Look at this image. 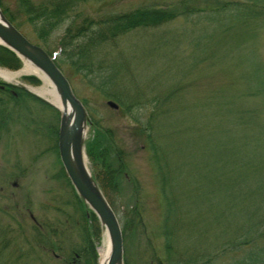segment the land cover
Here are the masks:
<instances>
[{
  "label": "rangeland",
  "instance_id": "374dc122",
  "mask_svg": "<svg viewBox=\"0 0 264 264\" xmlns=\"http://www.w3.org/2000/svg\"><path fill=\"white\" fill-rule=\"evenodd\" d=\"M0 1L3 4L0 9L5 17L13 14L21 24L20 30L42 46L35 28L21 11L19 1ZM34 1L46 3L49 0ZM178 1L87 0L80 3L73 15L51 33L49 49L60 51L61 38L75 17L80 22L85 16L98 18L107 13ZM194 5L206 7L200 0ZM5 9L8 11L6 14ZM207 14H210L209 9L192 13L189 17H177L160 27L137 29L121 36L107 56L108 60L118 62L116 65L119 66L121 79L118 85H112L104 92L98 87L100 82L109 83L107 72L103 70L104 64L102 70L86 77V71L76 70L70 59L58 62L87 111L85 150L86 141L100 139L101 143L96 141V149L105 152V159L111 163L110 168L117 175L116 187H108L106 191L102 189V192L113 204L121 226L127 227L126 246L123 236L124 264L157 261L156 254H161L164 242L161 233L165 210L163 196L151 157L152 151L145 135L139 130V126L153 112L155 97L174 91L176 99L182 95L184 102L190 103V106L199 104L207 113L202 120L201 115L196 114L200 122L205 121V117L210 118V123L216 120L210 114L221 117L220 103L229 107H253L258 109L257 121L252 127H245L248 128L246 133L250 137L264 131V96L244 95L249 85L254 86V83H247L245 76H250L249 72L258 64L264 65V29L256 39L248 38L247 42L243 40L238 44L237 40L231 41V38L227 41L231 32L224 31L218 20L206 19ZM58 56H61L60 53ZM108 60L105 61L109 63ZM23 67L24 62L18 69H8L18 71ZM32 75L23 74L21 84L42 86L41 79L36 84L26 78ZM0 81L4 82L1 78ZM112 89L125 93L128 102L139 99L140 104L126 111L117 99L110 96ZM164 96L158 101L160 104ZM109 100L118 103L119 108L109 105ZM60 120L61 111L39 99L27 96L23 102L16 103L8 94L0 92V264H14L16 256L29 248L27 259L30 264H83L82 253L77 250L82 246L83 227L80 226L84 220H81L74 203L76 189L60 156ZM93 122L114 133L112 144L106 134L94 129ZM85 152L94 177L93 173L100 165L93 163L87 150ZM262 160V157L259 158V161ZM122 163L123 169L120 168ZM260 173L264 174V165ZM255 178L263 182V177ZM132 179L138 182V191L134 189ZM103 231L104 226L100 221V225L96 224L99 236L94 242L98 253L97 264ZM233 233L226 235L232 236ZM211 236V241L216 237H219V242L224 240L221 229L214 230ZM57 239L62 244L60 249L56 247ZM52 246L55 249H51ZM199 247L201 245L196 248ZM239 253L228 251L219 258L221 263L217 264H226ZM24 260L22 258L17 264Z\"/></svg>",
  "mask_w": 264,
  "mask_h": 264
},
{
  "label": "trees",
  "instance_id": "16d2710c",
  "mask_svg": "<svg viewBox=\"0 0 264 264\" xmlns=\"http://www.w3.org/2000/svg\"><path fill=\"white\" fill-rule=\"evenodd\" d=\"M18 1L27 22L35 28L38 41L52 55L55 50L49 49V36L73 15L80 3L87 0ZM200 1L206 7L194 5L197 0H180L167 5L107 13L98 18L85 16L80 22L75 17L61 38V56L56 57V62L70 59L76 70L86 71V77L102 70L104 64L103 70L107 72L109 83L98 84L104 92L106 88L118 85L121 79L119 66L116 65L118 62L108 60L107 56L121 36L134 30L160 27L177 17H189L192 13L208 9L210 14L206 19L218 20L224 31L231 32L227 41L231 38L238 44L243 40L247 42L248 38L256 39L264 29V0ZM4 12L6 14L7 9ZM8 18L20 29L21 24L13 14H9ZM0 64L18 69L22 60L13 50L0 44ZM261 64L249 72L250 76H245L247 83H254V86L249 85L244 95L264 96V65ZM26 78L36 84L40 82L36 76ZM111 91L109 95L117 99L126 111L140 104L139 99L128 102L122 91ZM0 92L8 94L16 103L23 102L27 96L45 102L22 87L3 81H0ZM175 95L174 91L163 95L161 104L158 101L163 96L155 97L152 114L139 126L152 151L165 209L161 224L164 238L161 254H156L157 261L150 264H217L228 251L241 253L226 264H264V174L260 173L264 165V131L249 137L246 133L248 128L245 129L256 123L258 109L238 105L229 107L220 103L221 117L210 114L216 120L210 123V118L205 117V121L200 122L196 114L201 115L202 120L203 115H207L205 110L199 104L190 106V103L184 102L182 95L178 99ZM99 124L93 122L94 129L106 134L112 144L114 133ZM96 141L101 143L100 139L86 141V150L93 163L100 165L93 173L94 179L106 191L108 187H116L117 175L105 159V152L96 149ZM261 157L263 160L259 161ZM259 165L262 167L259 168ZM120 168H124V163ZM102 170L105 171L103 176ZM259 176L263 177V182L255 178ZM132 184L138 191V182L132 179ZM74 193V203L81 220H84L80 226L83 227L82 246L77 251L82 253L83 264H97L98 253L94 242L99 236L96 224L100 225V221L78 193ZM122 228L126 246L127 227ZM217 229H221L224 240L219 242V237H216L211 241V233ZM227 232L233 235L227 236ZM56 247L62 248L59 239ZM29 255L30 248L16 256L14 264L22 258L25 260L20 264H30Z\"/></svg>",
  "mask_w": 264,
  "mask_h": 264
},
{
  "label": "water",
  "instance_id": "95a60500",
  "mask_svg": "<svg viewBox=\"0 0 264 264\" xmlns=\"http://www.w3.org/2000/svg\"><path fill=\"white\" fill-rule=\"evenodd\" d=\"M0 13H2L1 9ZM0 39V44L16 52L23 62L24 57H27L36 63L58 86L60 102L64 111H61L54 102L32 91L25 84H16L41 97L61 111L58 145L64 169L77 193L99 217L112 240V249L107 264H124L123 231L120 220L91 172L88 174L80 171L75 165V158L79 160L83 149H85V127L88 117L83 102L75 95L69 79L57 65L56 54L50 56L42 46L31 41L8 19L6 21L0 20ZM68 103L74 108L73 116L68 113ZM108 104L116 109L119 108V104L113 100H109Z\"/></svg>",
  "mask_w": 264,
  "mask_h": 264
},
{
  "label": "bare ground",
  "instance_id": "6f19581e",
  "mask_svg": "<svg viewBox=\"0 0 264 264\" xmlns=\"http://www.w3.org/2000/svg\"><path fill=\"white\" fill-rule=\"evenodd\" d=\"M6 19L7 18L5 17V15L3 13H0V20L6 21ZM24 62H25L24 67L18 71H13V70H10L6 67L0 66V78L4 81L10 82L11 84L12 83L21 84L22 83L21 82V76L23 74H34V75L38 76L43 81L42 86L37 87V86H30L27 84H25V85H27L32 91L44 96L45 98L49 99L51 102H54L56 105L59 106L61 111H64V107L62 106V104L60 102L59 88L55 84V82L51 79V77H49V75L43 69H41L36 63H34L29 58L24 57ZM68 113L70 116L74 115V108L70 103H68ZM85 131L87 132L86 127H85ZM75 165H76L78 170L84 171L85 173H88V174L90 173L88 158H87L85 149H83L79 160H77L75 158ZM103 232H104V234H103L102 243L98 248L99 264H107L108 263L110 253H111V249H112V240H111L106 228H104ZM119 264H123V263H119Z\"/></svg>",
  "mask_w": 264,
  "mask_h": 264
}]
</instances>
